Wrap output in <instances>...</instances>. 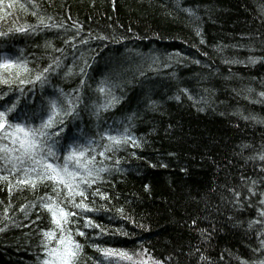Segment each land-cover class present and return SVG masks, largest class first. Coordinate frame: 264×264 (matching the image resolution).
<instances>
[{"label": "trees", "instance_id": "trees-1", "mask_svg": "<svg viewBox=\"0 0 264 264\" xmlns=\"http://www.w3.org/2000/svg\"><path fill=\"white\" fill-rule=\"evenodd\" d=\"M38 16L57 27L38 26ZM9 28L28 33L0 38V56L26 60L35 71L49 64L55 70L43 87L13 85L0 105L19 97L21 118V109L35 112L38 125L40 107L60 89L82 102L89 89L93 99L83 111L79 103V116L56 139L103 145L108 126L122 133L127 127L141 145L109 152L110 159L96 155L109 173L83 186L94 211L71 209L79 217L72 227L85 232L76 236L81 264H131L120 251L161 264L264 260V226L255 223L264 219V0H4L0 30ZM95 62L103 66L102 82L120 86L119 102L99 117L107 96L98 91L100 70L90 72ZM58 155L62 162L64 151ZM10 179L11 192L0 182V264H41V232L51 227L50 216L39 207L26 208V216L21 208L51 188L34 194ZM89 218L104 231L84 227ZM95 245L116 253L105 258Z\"/></svg>", "mask_w": 264, "mask_h": 264}, {"label": "snow or ice", "instance_id": "snow-or-ice-1", "mask_svg": "<svg viewBox=\"0 0 264 264\" xmlns=\"http://www.w3.org/2000/svg\"><path fill=\"white\" fill-rule=\"evenodd\" d=\"M3 3L4 0H0V5ZM7 7L11 9L13 3L9 2ZM20 7L24 8L25 6L21 4ZM184 11L191 14L190 9H184ZM31 14L37 16L36 11H32ZM38 19V26L44 28L57 27V25L45 23L42 17L38 16ZM12 32L27 34L28 28L0 30V38H6ZM197 34H199V30ZM96 38L107 39V37L100 36ZM81 42L87 43V40ZM203 42L201 40V43ZM56 50L63 52L62 49ZM195 62L199 63V61ZM232 62L236 63V61ZM249 62L254 64L256 60L250 58ZM54 64L56 68L60 66L58 58L54 60ZM54 70L53 64H49L40 71H35L29 67L26 60L13 58L8 54L0 56V85L8 88V91L0 90V101L5 100L9 92L14 90L13 85L17 83L23 85L40 82L41 87H43V84L48 80L47 74ZM84 71V68L80 69L82 74ZM68 74H71L70 70ZM15 90H18L20 96H23V88ZM98 91L106 94L107 99L96 111L97 117H99L100 111H107L119 102L111 88H105L102 85ZM260 96L264 97V92H261ZM80 102V96H76L73 100L60 89L56 98L49 99L43 104L41 111L44 115L40 116L38 125L32 122L37 115L35 112L30 115L29 112L21 109L20 111L23 113V118H21L20 112H17L21 103L19 97L7 100L4 105H0L2 108L0 110V173L7 172V175H0V182L8 184L9 192L13 187V181L10 177H14L15 186L21 190L28 188L34 194L40 186L51 188V194L46 192L21 208L26 216L29 214L28 211H25L26 208L31 210L36 207L46 211L50 216L51 227L41 232L43 237L41 247L44 249L41 264H81L80 257L83 245L76 239V236L84 237L85 232L78 227L75 229L72 227L73 224L79 223V217L78 213L71 209H79L81 212L94 211L84 202L86 191L83 186L91 187L92 184L101 179L102 173L109 171L107 167L103 166V161H97L96 155L110 159L107 153L115 152L129 143L133 147L141 146L126 127L123 133L119 135L102 134L101 140L108 141L103 145H98L94 140L87 139L83 143L68 144L66 150L58 149L59 140L56 138L61 137L65 132L67 128L66 118L79 116L77 108ZM12 113H16V116L9 120ZM97 147L102 148L98 153ZM59 151H64L62 162H60L61 157L58 155ZM259 159L264 161V155H260ZM252 183L255 184V181ZM237 196H239L238 193ZM76 197L80 198L79 202H77ZM103 198L107 199L106 196ZM260 204L264 205V200H261ZM118 211L122 213L123 209ZM260 216L264 218V209L260 211ZM39 218L37 215V219ZM255 223L264 226V219L257 220ZM139 226L143 227V225ZM249 226L251 227V225ZM84 227L99 228L101 232L104 231L99 224L90 218L87 219ZM2 230L0 229V231ZM123 234L127 235V233ZM261 235L264 236V233ZM261 245L264 246V239L261 240ZM95 247L105 258L116 253V250L111 248H100L99 245H95ZM119 257L131 261V264H161L160 261L156 260L134 261L132 256L124 251L119 252ZM242 264H248V262L244 261ZM258 264H264V260L259 261Z\"/></svg>", "mask_w": 264, "mask_h": 264}, {"label": "bare ground", "instance_id": "bare-ground-1", "mask_svg": "<svg viewBox=\"0 0 264 264\" xmlns=\"http://www.w3.org/2000/svg\"><path fill=\"white\" fill-rule=\"evenodd\" d=\"M96 69H99V70H100L99 75L93 72V71L96 70ZM102 69H103L102 64H101V63H97V64H96V62H95V64L91 66V68H90V72H91V73L93 72V73H94V76H95V75L98 76V78L101 80V82L99 83V87L103 85L105 88H111L112 91H113L112 93H113V94L119 99V96H118V92H117V90L120 89V86H119V87L116 86V85L113 86L112 83L108 84L107 82H102V81L104 80V75L101 73V72H102ZM83 94H85V96H84L85 98H84V102L81 101V103H82V105L80 106L81 111H83V109H85L84 105L87 106V104L91 101V99H93V96H92V95H95V92H93V91L87 89V90L84 91ZM91 96H92V97H91ZM102 100L106 101V99H102ZM29 109H30V108H29ZM37 109H39V108L37 107ZM40 109H42V107H40ZM40 109H39V110H40ZM66 122H67V126H69L70 124H73V122H72V117H68V119H66ZM104 133H108V134H111V135H119V134H121L122 132H120L119 129H117V128H113V127H109V126H108V130H107V131L104 130ZM69 143H70V140L62 139V140L59 141V147H60V148L65 147V146H67ZM105 143H107V140H105ZM129 146H130V145L122 146L121 148H119V149L116 150L115 152H124V151H127V148H128ZM129 148H131V147H129ZM99 150L101 151L102 149H99ZM118 172H119V169H117V167H115V168H113V171H112V173L110 174V176H112V177H116V175H118ZM108 173H109V172H108ZM106 174H107V173H106ZM43 251H44V249H43ZM42 256H43V255H42Z\"/></svg>", "mask_w": 264, "mask_h": 264}]
</instances>
